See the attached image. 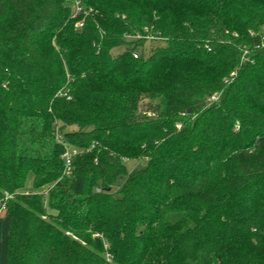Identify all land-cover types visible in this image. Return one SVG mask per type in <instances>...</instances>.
<instances>
[{
  "label": "trees",
  "instance_id": "obj_1",
  "mask_svg": "<svg viewBox=\"0 0 264 264\" xmlns=\"http://www.w3.org/2000/svg\"><path fill=\"white\" fill-rule=\"evenodd\" d=\"M79 1L0 0V264H264V0Z\"/></svg>",
  "mask_w": 264,
  "mask_h": 264
},
{
  "label": "rangeland",
  "instance_id": "obj_2",
  "mask_svg": "<svg viewBox=\"0 0 264 264\" xmlns=\"http://www.w3.org/2000/svg\"><path fill=\"white\" fill-rule=\"evenodd\" d=\"M163 44L161 41H151V42H146L141 48H139V54L143 55V56H148L150 55L156 46ZM125 49L124 46H120L114 49L115 53H120ZM146 103V100H144L141 103V107H144ZM145 165V160H132L128 162V167L130 170H135L138 168H141ZM4 213V212H3Z\"/></svg>",
  "mask_w": 264,
  "mask_h": 264
},
{
  "label": "built area",
  "instance_id": "obj_3",
  "mask_svg": "<svg viewBox=\"0 0 264 264\" xmlns=\"http://www.w3.org/2000/svg\"><path fill=\"white\" fill-rule=\"evenodd\" d=\"M71 1L74 2L75 9H76V14L79 13V12H81V10H82L81 2L79 0H71ZM77 25L81 27L83 25V22L80 21V22H78ZM261 32H262L261 40L264 41V25L262 27ZM137 56L138 55L136 54L135 57H137ZM212 98L215 99L216 96H213ZM59 139L61 140V137H59ZM78 153H79V150H77V149H72L70 147H67L66 148V150H65V152L63 153V156H62L64 158V161H65V172L66 173H70V171L72 169L73 158ZM98 190H100V189H98ZM4 209H5V206H3V209L2 210H4ZM1 212L2 211L0 210V214H1Z\"/></svg>",
  "mask_w": 264,
  "mask_h": 264
}]
</instances>
